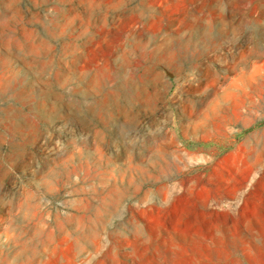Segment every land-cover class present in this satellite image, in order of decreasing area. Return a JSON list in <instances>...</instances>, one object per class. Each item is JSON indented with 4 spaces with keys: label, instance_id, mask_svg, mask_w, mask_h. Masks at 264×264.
I'll use <instances>...</instances> for the list:
<instances>
[{
    "label": "rangeland",
    "instance_id": "rangeland-1",
    "mask_svg": "<svg viewBox=\"0 0 264 264\" xmlns=\"http://www.w3.org/2000/svg\"><path fill=\"white\" fill-rule=\"evenodd\" d=\"M2 87L0 264H242L264 0H0Z\"/></svg>",
    "mask_w": 264,
    "mask_h": 264
},
{
    "label": "crops",
    "instance_id": "crops-1",
    "mask_svg": "<svg viewBox=\"0 0 264 264\" xmlns=\"http://www.w3.org/2000/svg\"><path fill=\"white\" fill-rule=\"evenodd\" d=\"M264 187L260 189L259 195L262 196ZM259 205L249 206V220H244V233L245 237L255 239L253 247L249 246L247 249H226L227 256H234L240 254L241 258L236 257L234 260L240 261L242 264H264V202L261 200ZM212 249V252H218L220 249Z\"/></svg>",
    "mask_w": 264,
    "mask_h": 264
},
{
    "label": "bare ground",
    "instance_id": "bare-ground-1",
    "mask_svg": "<svg viewBox=\"0 0 264 264\" xmlns=\"http://www.w3.org/2000/svg\"><path fill=\"white\" fill-rule=\"evenodd\" d=\"M9 86H10V84H9ZM7 93V87H2V88H0V97L2 96V95H4V94H6ZM9 111V109H5V112L7 113ZM1 119V118H0Z\"/></svg>",
    "mask_w": 264,
    "mask_h": 264
}]
</instances>
